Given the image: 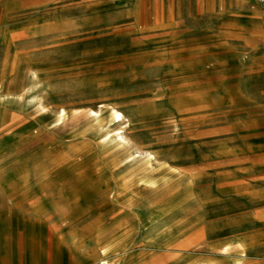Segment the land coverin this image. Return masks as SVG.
<instances>
[{
  "label": "rangeland",
  "instance_id": "1",
  "mask_svg": "<svg viewBox=\"0 0 264 264\" xmlns=\"http://www.w3.org/2000/svg\"><path fill=\"white\" fill-rule=\"evenodd\" d=\"M0 264H264L259 0H0Z\"/></svg>",
  "mask_w": 264,
  "mask_h": 264
},
{
  "label": "built area",
  "instance_id": "2",
  "mask_svg": "<svg viewBox=\"0 0 264 264\" xmlns=\"http://www.w3.org/2000/svg\"><path fill=\"white\" fill-rule=\"evenodd\" d=\"M259 2L264 6V0H259Z\"/></svg>",
  "mask_w": 264,
  "mask_h": 264
},
{
  "label": "bare ground",
  "instance_id": "3",
  "mask_svg": "<svg viewBox=\"0 0 264 264\" xmlns=\"http://www.w3.org/2000/svg\"><path fill=\"white\" fill-rule=\"evenodd\" d=\"M117 120L120 121V120H121V116H118V117H117Z\"/></svg>",
  "mask_w": 264,
  "mask_h": 264
}]
</instances>
